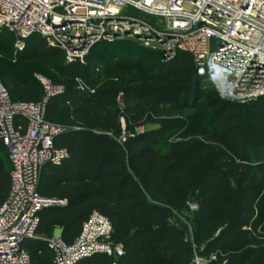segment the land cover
<instances>
[{
	"label": "trees",
	"instance_id": "16d2710c",
	"mask_svg": "<svg viewBox=\"0 0 264 264\" xmlns=\"http://www.w3.org/2000/svg\"><path fill=\"white\" fill-rule=\"evenodd\" d=\"M4 38L16 37L4 32L0 42ZM28 53L40 60L64 55L39 35L29 37L19 55ZM163 57L161 49L151 47L118 54L105 49L90 53L86 65L77 62L61 67V74L73 80L74 85L51 99L47 119L71 128L54 140L55 147L67 149L69 156L60 165L43 167L39 191L49 198H66L67 204L48 206L41 212L40 234L51 236L56 227H61L62 239L71 243L83 222L97 210L111 219L117 231L113 244L124 242L125 253L116 264H193L198 254L205 258L215 256L209 264H264V180L259 184L232 181L240 176L242 166H236L235 160L210 162L206 172H199L198 166L209 152L206 144H193L174 157L155 149L168 131H174L179 138L206 133L201 124H160L145 132L132 128V135L125 141L120 138L121 112L117 100L120 93L132 113L130 122L146 111L156 118L167 117L170 108L182 106V91L178 87L190 85L194 74L203 78L198 75L191 54L178 52L169 62ZM23 83L31 98L23 100L41 99L43 89L37 90L36 82ZM214 105L220 106L218 121L226 124L238 121V115L228 113L233 106L220 100ZM248 111L264 123V103H257ZM240 127L215 135L224 139L245 136L246 130ZM253 142L258 149V140ZM230 150L239 157L246 152L235 146ZM1 151L6 152L0 141ZM2 167L0 159V187H3L0 204L10 186V171L8 175ZM253 169L248 165L247 171ZM83 181L88 188L80 192L62 189ZM207 188L214 193L219 189L218 202L201 200L197 202L198 209L191 210L190 199ZM178 213L200 219L194 234L189 222ZM172 215L187 224L186 233L171 226ZM122 226L131 228V232L123 236L119 232ZM37 241L38 244L36 241L25 244L32 264H54V252L47 241ZM106 257L98 254L78 264H106Z\"/></svg>",
	"mask_w": 264,
	"mask_h": 264
},
{
	"label": "built area",
	"instance_id": "2783aa9c",
	"mask_svg": "<svg viewBox=\"0 0 264 264\" xmlns=\"http://www.w3.org/2000/svg\"><path fill=\"white\" fill-rule=\"evenodd\" d=\"M4 32L16 37L19 52L29 37L39 35L61 50L68 64L86 65L100 42L135 40L161 49L165 62L178 52L191 54L201 77L218 71L253 86L264 67V0H0V35ZM215 39L219 43L212 50ZM38 79L44 87L38 101L15 100L0 81V141L11 165L9 191L0 204V264H32L25 244L37 238L41 212L67 204L39 191L43 167L68 158V150L56 148L54 140L71 128L47 119L49 102L63 95L64 87ZM117 100L124 103V95ZM113 232L111 219L92 211L73 242L47 240L54 264L112 254Z\"/></svg>",
	"mask_w": 264,
	"mask_h": 264
},
{
	"label": "rangeland",
	"instance_id": "374dc122",
	"mask_svg": "<svg viewBox=\"0 0 264 264\" xmlns=\"http://www.w3.org/2000/svg\"><path fill=\"white\" fill-rule=\"evenodd\" d=\"M132 12L135 11L132 10ZM151 22L158 26L157 19H151ZM218 43L219 41L217 39L213 41L212 50L217 49ZM145 48H147V46H144L139 41L118 40L110 43L100 42L96 44L92 50H90V53L95 54L99 53L101 50L108 49L115 52V54H118L125 51H136ZM18 50L19 49L16 46V38L15 40L5 38L1 40L0 80H2V83L10 90L14 99L20 101H27L23 100V98L31 99L29 97V93H27L24 87L23 82L25 80L36 82L38 86L37 90L43 89V93L44 87H41L38 77L50 80L55 86H63L65 92L71 88L72 85H74L73 80H68L61 74V67L65 63L67 64L64 55L58 58L47 56L43 58V60H40V57H37L34 54L31 55L30 53L20 56V52ZM258 73L260 74V81H258V83H254L255 85L253 86L247 83L242 85L244 79L232 75L225 77L222 72L218 74L211 73L200 79L196 76V74H194L190 85L178 87L182 91V96L180 98V105L182 106L177 107V104L174 106L176 108H170L168 111L169 115L167 117L156 118L153 114H151V112L146 111L143 112L136 121L130 122L129 117L132 116V113L128 112L130 110H128L125 102L122 103L121 101H118V108L121 112L122 129L120 138L122 141H125L128 135H132V128H137L139 131L145 132L146 130L160 127V124L168 125L184 123L188 125L196 122L203 126L206 133H199L189 138H179L175 137L174 131H168L163 139L156 143V151L160 154H167L174 157L181 152L188 150L193 144H206L208 145L209 152L206 156H204L205 158L203 163L198 166L199 172H206L210 162L221 164L229 160H235L236 166H242L239 169L240 176L234 177L232 181L254 182L255 184H259L264 180V123H261L255 114L248 111L257 103H264V67L260 68ZM77 82L81 83L82 80L77 79ZM191 86L193 87L189 93V87ZM219 100L233 106L232 111H229L228 113L232 114L231 116L238 115L237 122L226 124L222 121H218L217 110L220 106L218 105L215 107L214 104H216ZM239 125L241 126V129L246 130L245 136L239 135L234 139H224L220 135H215L218 131L224 132ZM254 140H258V149H256L253 144ZM247 143L248 147H246ZM231 146L237 147L240 152L246 151L248 156L245 152L244 156L239 157L235 152L230 150ZM259 150H261V153ZM217 154L223 155H219L217 157ZM0 159L3 166L2 170L9 175L11 165L5 151L0 152ZM248 165H251L254 169L247 171ZM86 188H88V183L86 181L62 186L64 192L72 190L80 192ZM216 191V193L210 192L209 188H207L205 191L197 193L195 197H192L195 203L192 204L189 202L190 209L197 210V202L201 200H212L214 203H217L220 194L218 193L219 189H216ZM2 192L3 187H0V193ZM55 192H58V189L55 190ZM178 214L189 222L190 232L191 234H194L196 225L200 219L196 215L191 216L189 214V217H186L180 213ZM169 222L175 230H182L185 233L187 232V224L179 221L177 216L172 215L169 218ZM131 230V228L122 226L119 232H121L124 236L131 232ZM37 234L39 236V230ZM116 234L117 231H114L111 241L113 237H116ZM51 238L53 237L48 239ZM33 241H36L35 243L38 242L33 239L28 242V244H33ZM124 253V242L120 241L115 245V249L112 254H101V256H108L106 257V264H116L121 255ZM196 257H198V261L200 262L204 259L203 264H209L211 262V256L205 258L204 256L198 254Z\"/></svg>",
	"mask_w": 264,
	"mask_h": 264
},
{
	"label": "crops",
	"instance_id": "0c3cea01",
	"mask_svg": "<svg viewBox=\"0 0 264 264\" xmlns=\"http://www.w3.org/2000/svg\"><path fill=\"white\" fill-rule=\"evenodd\" d=\"M72 184V183H71ZM70 185V184H69ZM49 198V197H48ZM53 198H57V199H66V198H60V197H53ZM50 237H60L62 238V228L61 227H56L53 232H52V235L51 236H46V235H43V234H37V238L35 240H48V238Z\"/></svg>",
	"mask_w": 264,
	"mask_h": 264
},
{
	"label": "water",
	"instance_id": "95a60500",
	"mask_svg": "<svg viewBox=\"0 0 264 264\" xmlns=\"http://www.w3.org/2000/svg\"><path fill=\"white\" fill-rule=\"evenodd\" d=\"M190 203L194 204L195 203L194 199L191 198Z\"/></svg>",
	"mask_w": 264,
	"mask_h": 264
},
{
	"label": "bare ground",
	"instance_id": "6f19581e",
	"mask_svg": "<svg viewBox=\"0 0 264 264\" xmlns=\"http://www.w3.org/2000/svg\"><path fill=\"white\" fill-rule=\"evenodd\" d=\"M218 73H220V72L217 71L215 74H218Z\"/></svg>",
	"mask_w": 264,
	"mask_h": 264
}]
</instances>
